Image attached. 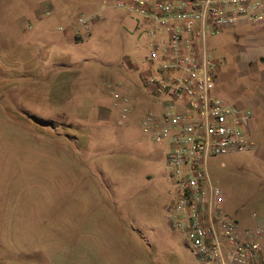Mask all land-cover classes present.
Wrapping results in <instances>:
<instances>
[{
    "label": "rangeland",
    "instance_id": "obj_1",
    "mask_svg": "<svg viewBox=\"0 0 264 264\" xmlns=\"http://www.w3.org/2000/svg\"><path fill=\"white\" fill-rule=\"evenodd\" d=\"M81 13L97 15L89 30ZM205 47L213 91L251 111L250 138L264 145V27L223 29ZM145 51L135 20L109 0H0V264H85L80 245H113L101 264H198L165 215L167 145L139 125L155 107ZM109 83L130 97L122 117ZM255 143L207 159L240 227L264 218Z\"/></svg>",
    "mask_w": 264,
    "mask_h": 264
},
{
    "label": "built area",
    "instance_id": "obj_2",
    "mask_svg": "<svg viewBox=\"0 0 264 264\" xmlns=\"http://www.w3.org/2000/svg\"><path fill=\"white\" fill-rule=\"evenodd\" d=\"M131 16L146 47L143 77L154 108L139 125L167 145L164 160L175 192L165 205L171 228L185 234L198 264H264V218L240 227L222 207L209 156L252 149L251 111L215 94L208 35L237 25L264 27V0H109ZM95 13L76 17L85 30ZM108 92L128 112L129 95L118 83ZM251 215H254L252 212Z\"/></svg>",
    "mask_w": 264,
    "mask_h": 264
},
{
    "label": "crops",
    "instance_id": "obj_3",
    "mask_svg": "<svg viewBox=\"0 0 264 264\" xmlns=\"http://www.w3.org/2000/svg\"><path fill=\"white\" fill-rule=\"evenodd\" d=\"M258 52H261L264 54V51L261 50H257ZM257 71L256 76L257 78L260 80V85L258 86V91H257V101H260V105H264V73L262 72L261 68H259L258 66H256ZM215 79H216V74H215ZM253 132V128L252 125L250 124V130H249V134L248 137L250 138V134ZM253 142L254 140L252 138H250ZM255 143V142H254ZM255 151H257L260 155H263L264 157V145L260 144L257 145L255 143ZM113 245H80V250H82L84 252V263L85 264H101V261L99 258L100 254L102 255V253H106L107 251H110ZM106 247H108L109 249H107ZM111 252L106 253L107 254V260L108 263L111 261L109 255ZM107 263V264H108Z\"/></svg>",
    "mask_w": 264,
    "mask_h": 264
}]
</instances>
